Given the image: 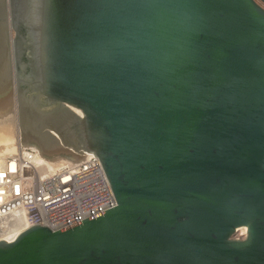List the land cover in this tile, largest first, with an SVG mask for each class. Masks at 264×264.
Here are the masks:
<instances>
[{"label": "water", "instance_id": "water-1", "mask_svg": "<svg viewBox=\"0 0 264 264\" xmlns=\"http://www.w3.org/2000/svg\"><path fill=\"white\" fill-rule=\"evenodd\" d=\"M13 98L22 145L94 154L116 205L0 239V264H264L255 0H0V123Z\"/></svg>", "mask_w": 264, "mask_h": 264}, {"label": "built area", "instance_id": "built-area-1", "mask_svg": "<svg viewBox=\"0 0 264 264\" xmlns=\"http://www.w3.org/2000/svg\"><path fill=\"white\" fill-rule=\"evenodd\" d=\"M85 153L75 163L50 161L21 141L0 145V239L35 224L59 230L116 205L99 159Z\"/></svg>", "mask_w": 264, "mask_h": 264}, {"label": "bare ground", "instance_id": "bare-ground-1", "mask_svg": "<svg viewBox=\"0 0 264 264\" xmlns=\"http://www.w3.org/2000/svg\"><path fill=\"white\" fill-rule=\"evenodd\" d=\"M13 104V121H5L0 123V145H3L5 148H10L14 140V135L17 138L20 137V128L17 121V112L14 98L12 99ZM18 142V141H17ZM16 143V142H15ZM244 229H241L243 232ZM13 235L7 236L5 239L11 240Z\"/></svg>", "mask_w": 264, "mask_h": 264}, {"label": "rangeland", "instance_id": "rangeland-1", "mask_svg": "<svg viewBox=\"0 0 264 264\" xmlns=\"http://www.w3.org/2000/svg\"><path fill=\"white\" fill-rule=\"evenodd\" d=\"M14 140H15V142H17V141H18V142L21 141V140H20V137L17 138L16 135H14Z\"/></svg>", "mask_w": 264, "mask_h": 264}]
</instances>
